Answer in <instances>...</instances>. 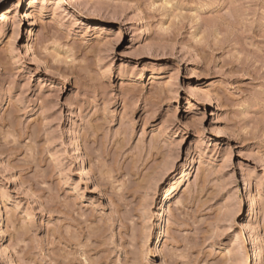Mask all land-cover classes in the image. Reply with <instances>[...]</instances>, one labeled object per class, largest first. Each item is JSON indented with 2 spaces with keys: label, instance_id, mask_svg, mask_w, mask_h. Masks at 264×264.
<instances>
[{
  "label": "rangeland",
  "instance_id": "obj_1",
  "mask_svg": "<svg viewBox=\"0 0 264 264\" xmlns=\"http://www.w3.org/2000/svg\"><path fill=\"white\" fill-rule=\"evenodd\" d=\"M264 264V0H0V264Z\"/></svg>",
  "mask_w": 264,
  "mask_h": 264
},
{
  "label": "bare ground",
  "instance_id": "obj_2",
  "mask_svg": "<svg viewBox=\"0 0 264 264\" xmlns=\"http://www.w3.org/2000/svg\"><path fill=\"white\" fill-rule=\"evenodd\" d=\"M6 261H7V263H8V264H10V262H9V260H8V259H7Z\"/></svg>",
  "mask_w": 264,
  "mask_h": 264
}]
</instances>
